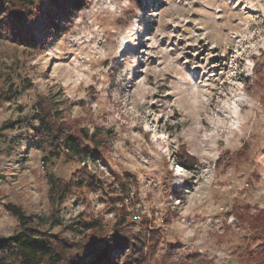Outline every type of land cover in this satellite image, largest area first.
Wrapping results in <instances>:
<instances>
[{
  "label": "rangeland",
  "instance_id": "rangeland-1",
  "mask_svg": "<svg viewBox=\"0 0 264 264\" xmlns=\"http://www.w3.org/2000/svg\"><path fill=\"white\" fill-rule=\"evenodd\" d=\"M53 2L0 0V238L15 206L66 260L117 236L145 245L114 264H264V0Z\"/></svg>",
  "mask_w": 264,
  "mask_h": 264
},
{
  "label": "trees",
  "instance_id": "trees-1",
  "mask_svg": "<svg viewBox=\"0 0 264 264\" xmlns=\"http://www.w3.org/2000/svg\"><path fill=\"white\" fill-rule=\"evenodd\" d=\"M3 1L6 2V5L3 6L6 7V9L8 8L10 13L16 16L14 20H19L20 17L28 15L31 12L30 10L34 8L35 4H40L44 0ZM52 1H54L53 3H55V0ZM1 7L2 6L0 4V9H2ZM50 129L51 128L49 126L41 121L40 127L33 129L34 136H38L39 138H41V140L44 139L43 137L48 138L51 135ZM86 136L82 140L84 143H80L79 140L72 135L66 133L61 134L59 132L57 134H53L50 139L58 140L59 146H61L65 150L70 151L71 154L76 157H86L90 154L94 156V154H96L94 151L95 148H93L92 145L88 144H94V138H96L97 135L92 133L89 136ZM85 142H88V144H86ZM182 166L186 165L182 164ZM120 185L124 187L127 186V183L121 182ZM120 191L121 193H124V189L121 188ZM5 208L9 212V214L18 221L21 228V233L19 237H11L7 239L0 238V253L7 247L11 249L12 252L11 261L7 263L6 260L0 257V264H86L84 263V260L88 259L92 254L95 256L98 255L96 258L97 261H95L96 259H94L92 261V264H114L113 259L111 261V257L113 256L112 251L114 250H119L120 252L124 251L125 253L131 252L134 255L137 254L140 250V252H143L142 246L144 244V240H142L141 238H139L141 241V248L135 249L130 243L126 241V239H119V237L117 236H114L111 239H104L106 240L104 243H101L98 239L91 237L88 241L83 243L84 245L80 246V253L79 248L76 250L78 254L76 257H73L70 260H68L67 258L66 260L65 257L67 256V254H69V252L73 250L70 245L61 244V241H59L55 236L47 237L45 234L42 235L39 232L35 233L30 228L35 218L27 216L19 208L15 206H6ZM125 217L129 218L130 215L126 213L124 218ZM128 224L131 225L133 224V222L129 219ZM80 225L82 224L80 223ZM96 227L97 225L94 222L84 223L82 226V232L94 229ZM154 236L155 235L153 234V239L150 240V246H156L159 240ZM128 239L129 241H131L130 238ZM100 244L102 245V247L97 250V245ZM262 248L264 249V246ZM126 258L127 255H124V260Z\"/></svg>",
  "mask_w": 264,
  "mask_h": 264
}]
</instances>
